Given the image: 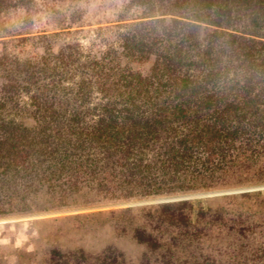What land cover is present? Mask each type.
Returning <instances> with one entry per match:
<instances>
[{"label":"trees","instance_id":"trees-1","mask_svg":"<svg viewBox=\"0 0 264 264\" xmlns=\"http://www.w3.org/2000/svg\"><path fill=\"white\" fill-rule=\"evenodd\" d=\"M118 21L100 56H0V215L31 210L41 187L65 206L83 189L124 200L264 181V0H128ZM24 91L34 126L12 112ZM110 213L134 223L143 264L264 260L262 191ZM55 252L56 264H126L112 246Z\"/></svg>","mask_w":264,"mask_h":264},{"label":"rangeland","instance_id":"rangeland-1","mask_svg":"<svg viewBox=\"0 0 264 264\" xmlns=\"http://www.w3.org/2000/svg\"><path fill=\"white\" fill-rule=\"evenodd\" d=\"M29 2L25 7L0 12V56L8 54L22 60H36L50 47L56 54L62 49L77 56L82 54V60L89 56H100L109 45H117L119 15L126 12L128 4V0ZM136 11L140 9L133 7L128 13L129 18ZM149 65H146L147 68ZM4 81L0 75V87ZM30 98V93L22 92L19 98L22 108H11L18 120L34 126L35 108L29 105ZM94 100V103L99 101L98 94ZM34 185L42 186L38 181ZM20 187L23 193L27 191L23 185ZM41 188L36 192L31 210L0 215V264H56L59 258L55 251L68 253L84 249L96 253L107 246L122 251L126 264H143L147 247L133 237L134 223L127 218L118 219L110 213L111 209L182 199L216 206L225 194L255 190L264 193V181L227 184L191 192H165L124 200L103 199L83 189L76 195H69L65 206H54L59 198H50ZM30 192L35 196L36 193ZM79 214L80 217H76ZM139 221L135 219V222ZM256 243L264 246V236H258ZM205 245L207 247L208 244ZM261 264H264V260Z\"/></svg>","mask_w":264,"mask_h":264},{"label":"water","instance_id":"water-1","mask_svg":"<svg viewBox=\"0 0 264 264\" xmlns=\"http://www.w3.org/2000/svg\"><path fill=\"white\" fill-rule=\"evenodd\" d=\"M240 190H242V189H240Z\"/></svg>","mask_w":264,"mask_h":264}]
</instances>
